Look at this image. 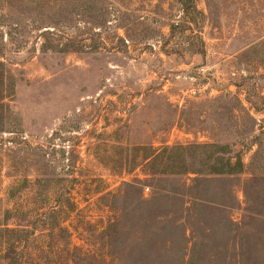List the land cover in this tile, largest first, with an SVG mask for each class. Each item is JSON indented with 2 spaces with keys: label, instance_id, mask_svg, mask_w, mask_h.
I'll use <instances>...</instances> for the list:
<instances>
[{
  "label": "rangeland",
  "instance_id": "1",
  "mask_svg": "<svg viewBox=\"0 0 264 264\" xmlns=\"http://www.w3.org/2000/svg\"><path fill=\"white\" fill-rule=\"evenodd\" d=\"M10 263L264 264V0H0Z\"/></svg>",
  "mask_w": 264,
  "mask_h": 264
},
{
  "label": "built area",
  "instance_id": "2",
  "mask_svg": "<svg viewBox=\"0 0 264 264\" xmlns=\"http://www.w3.org/2000/svg\"><path fill=\"white\" fill-rule=\"evenodd\" d=\"M195 93V92H194Z\"/></svg>",
  "mask_w": 264,
  "mask_h": 264
},
{
  "label": "trees",
  "instance_id": "3",
  "mask_svg": "<svg viewBox=\"0 0 264 264\" xmlns=\"http://www.w3.org/2000/svg\"><path fill=\"white\" fill-rule=\"evenodd\" d=\"M11 264V263H10Z\"/></svg>",
  "mask_w": 264,
  "mask_h": 264
}]
</instances>
